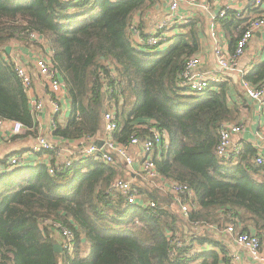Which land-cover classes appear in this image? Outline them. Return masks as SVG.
<instances>
[{"label":"trees","instance_id":"obj_1","mask_svg":"<svg viewBox=\"0 0 264 264\" xmlns=\"http://www.w3.org/2000/svg\"><path fill=\"white\" fill-rule=\"evenodd\" d=\"M159 3L0 0L1 118L19 121L29 128L26 132L33 131L27 95L5 47L18 41L39 48L52 58L71 105L67 122L55 123V136L93 140L102 131L104 112L111 108L118 125L115 138L125 143L132 135L147 136L148 131L137 125L152 119L169 139L152 155L160 178L184 183L194 192L186 220L170 196L148 183L137 188L143 201H153L154 207L129 204L122 195L108 191L112 180L128 177L114 164L96 159L75 160L54 177L43 160L5 170L0 173V264H219L221 253L226 254L219 234L228 224L264 239V166L253 162L255 148L244 144L231 158L216 154L223 123L243 120L245 105L228 100L231 72L203 91L192 92L179 83L185 59L201 49L204 18L188 17L162 48L139 45L130 32L135 24L145 39L143 28L160 16ZM224 10L214 20L229 38L228 52L233 54L248 17ZM260 14L264 9L258 7L246 13ZM137 15L138 22H133ZM31 32L40 34L42 41H32ZM99 71L116 73L106 83L112 94L103 91ZM240 76L241 82L260 87L264 61ZM9 156L0 157V165L6 166ZM44 220L72 232L71 255L54 251V228L50 223L41 226ZM193 222L203 227L194 241L210 249L194 255H188L186 248L173 252L172 234Z\"/></svg>","mask_w":264,"mask_h":264},{"label":"built area","instance_id":"obj_2","mask_svg":"<svg viewBox=\"0 0 264 264\" xmlns=\"http://www.w3.org/2000/svg\"><path fill=\"white\" fill-rule=\"evenodd\" d=\"M166 1L167 10L164 16L155 20L144 30L146 32L145 39L139 35L135 24L130 26V32L139 45L143 44L162 48L168 43L169 37L175 35L177 33L176 31L179 30V26L190 16L188 8L204 5L200 0ZM254 7L264 9V0H244L240 11H238V9L236 12L244 16L248 9ZM224 9L225 8L222 9L221 7L218 8L215 14L212 15L209 26V36L214 44V56L216 57L222 74L223 72H232L236 69L238 59L244 54L247 45L254 36L257 34L264 36V14L249 15L246 29L238 39L234 53L231 54L228 50H225L223 48V40L225 39L224 30H222V28L220 29V25L214 20L217 15L222 16L224 14ZM30 38L32 41L38 43L43 39L40 34L34 32L30 33ZM10 52L5 55L12 63L15 75L20 80L25 94H30L32 90V79L34 74L32 69H35L40 82L48 88L51 97L55 99L52 101V112L53 115H56L60 110L58 100L62 98V95L65 94L67 90L58 71L54 67L52 58L47 53H38L34 57L31 66L30 63L23 62L20 58L18 59L16 55L12 56ZM201 62L200 56L197 53L187 57L184 61L182 71L179 74V83L182 86L188 87L189 91H203L211 83H220L224 81L222 74H207L200 71L199 67L201 66ZM99 74L104 82L103 91H106L109 95L112 94V89L106 85V83L108 78H114L116 73L111 71L109 75H105L103 72L99 71ZM241 85L246 97L252 100H260L264 107V83L260 87H253L249 83L242 81ZM31 101L32 103L30 102L29 106L33 115V130L34 127H36L34 117L40 113L44 103L37 98H32ZM117 127L115 114L110 108L103 114V136L97 139L94 138L88 141L87 144L82 142L85 141L84 139H80L81 142H79L77 149L60 147L44 135H35L27 148L18 154L8 157L6 166L0 165V173L25 165L31 156L41 152H46L50 156V159L45 162V167L49 175L53 177L60 171L68 170L75 160L96 159L108 165L115 164L116 159H120L127 169L137 170L143 180L153 183L157 189L170 196L182 218L187 220L189 212L193 207L190 200L193 199L194 196L193 190L184 183L162 180L156 171L152 159L154 151L161 149L162 146H166L169 143L167 133L163 129L157 127L154 120L149 119L147 122L137 125V129H146L148 131L147 136L141 137L132 135L127 142L121 143L116 140L114 135ZM51 128L55 129V123L51 122ZM243 129L242 123H223L219 129V142L216 146L217 156L221 158H231L236 157L240 153L242 145L234 143L232 136L240 133ZM26 131H29V128L23 123L16 120H6L0 117V138L9 139L10 137L18 136ZM260 139L261 142L259 147H255V151H257L253 157V162L264 166V130L260 134ZM99 143H101V145ZM137 158L139 162H137ZM108 191L113 194L118 193L122 195L129 204L135 205L142 203L149 207H154L155 205L151 200L143 201L142 193L128 179L115 178L110 182ZM48 223L53 225L56 242L62 246L63 251L71 255L74 249V237L72 232L50 220H44L41 226ZM202 228L199 222H193L189 224V228L184 235L179 236L177 233L172 234V251L174 252L175 250L186 248L185 251L188 255L201 252V246L194 240L201 232ZM221 233L224 238H226V235H232L235 243V249L230 252L228 251L226 264H244L246 261L252 264H264V240H261L255 231L238 232L235 231L234 224H228L223 228ZM172 235L170 234V237Z\"/></svg>","mask_w":264,"mask_h":264},{"label":"crops","instance_id":"obj_3","mask_svg":"<svg viewBox=\"0 0 264 264\" xmlns=\"http://www.w3.org/2000/svg\"><path fill=\"white\" fill-rule=\"evenodd\" d=\"M200 1L205 6L202 5V6H197L195 8H191V7L188 8L189 11L188 13H190V16L192 15L193 17L199 14L205 20V28L203 30V33L200 34L201 49L199 52H197V54H199L200 59L202 61L199 70L207 74H222V72L219 69L218 63L216 61V57L214 56L213 41L209 36V26L212 20V15L215 14V12L218 10L219 7H221L222 9L223 8H232L233 10L239 9L238 11H240V8L242 7L244 0H212V1L200 0ZM156 9L160 10L159 12L160 16L155 17L153 21L160 19L164 16L167 10V1L160 0V3L156 6ZM248 10L245 12V17H248L246 15ZM138 19L139 17L137 15L134 17L133 22H138ZM147 27L143 28V30H145ZM171 37H173V35L170 36L169 38ZM228 39L229 38H227L226 35L225 39L223 40V48L225 50H229ZM8 45L11 46L10 54H12V56L16 55L18 59L20 58L23 62L30 63L31 66L34 57L38 53H42V51L39 48L33 46H27L18 41H11ZM262 61H264V36L261 34H257L247 45L244 54L237 61L236 69L232 71L229 76L230 77L229 82L231 85L230 87L231 96L228 97L229 102L231 104L243 103L245 105V109L243 110V114H242L243 115L242 124L244 129L240 133L234 134L232 136L234 143L238 145H242V147L244 144L247 143L253 146L254 148L259 147L261 142L260 134L264 130V107L262 106L260 100H252L244 95L241 85L240 73H242L243 71L251 70L254 66H256ZM32 72H34L32 79V90L30 91V94L27 95L28 102L32 103L31 101L32 98H37L42 100L44 103L40 113H38L37 116L34 117L36 127L33 129V131L36 130V135L38 134L44 135L45 137H47L49 140L56 143L60 147L77 149L79 146V142H81V140L67 141L64 139H60V137L54 135L53 132L54 129L51 128V122L53 123L58 122L60 124H65L67 122V119L71 113V105L67 92L62 95V98L60 100H58L60 105V110L56 114L57 116L53 115L52 101L55 99L51 97L48 88L45 87L40 82L35 72V69H32ZM33 131L24 132L18 136L10 137L9 139L0 138V157H3L7 154H10V156L14 154H18L21 151H23L25 148H27L33 140V136H34ZM102 136H103V125H102V131L95 136V139ZM82 142L84 144H87L86 140ZM48 159H50V156L48 154H45V152H42L31 156L30 159L27 160L28 162H26L25 164L27 163L33 164L37 161L41 163L42 160L46 162V160ZM137 162H139L138 158H137ZM114 165L117 166L119 170H121L123 175L128 177V180H130L132 184L136 186L143 185L140 184L142 179L137 170H132L129 168L127 169L120 159H116V163ZM148 184L154 186V184L151 182H149ZM219 242L222 248L224 247L223 249L225 250L226 253L224 255H222L221 253L219 258L220 260L219 264H226L228 251L230 252L235 249L233 236L226 235V238H224L222 233L220 232ZM199 245L201 246L202 249L201 252L210 249V246L206 243ZM244 264H252V263L246 261Z\"/></svg>","mask_w":264,"mask_h":264},{"label":"water","instance_id":"obj_4","mask_svg":"<svg viewBox=\"0 0 264 264\" xmlns=\"http://www.w3.org/2000/svg\"><path fill=\"white\" fill-rule=\"evenodd\" d=\"M220 8V7H219ZM10 50H11V46L10 45H7L6 47H5V53H9L10 52ZM100 145H101V143H99ZM53 249H54V251H56V252H62L63 251V249H62V246L59 244V243H57V242H55L54 244H53Z\"/></svg>","mask_w":264,"mask_h":264},{"label":"rangeland","instance_id":"obj_5","mask_svg":"<svg viewBox=\"0 0 264 264\" xmlns=\"http://www.w3.org/2000/svg\"><path fill=\"white\" fill-rule=\"evenodd\" d=\"M117 178H121V179H125V178H122V177H117ZM142 179V178H141ZM126 180V179H125ZM145 183H149V182H147V181H145V180H143L142 179V181L140 182V184H145ZM134 185V184H133ZM134 186H136V185H134ZM137 187V186H136ZM155 187V186H154ZM162 192V191H161ZM181 230L180 231H178V235L179 236H182V235H184L185 233H186V231L188 230V228L186 227V226H184V228H183V226H181V228H180Z\"/></svg>","mask_w":264,"mask_h":264}]
</instances>
